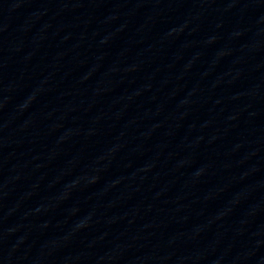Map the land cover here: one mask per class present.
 <instances>
[{
	"label": "water",
	"instance_id": "1",
	"mask_svg": "<svg viewBox=\"0 0 264 264\" xmlns=\"http://www.w3.org/2000/svg\"><path fill=\"white\" fill-rule=\"evenodd\" d=\"M0 264H264V0H0Z\"/></svg>",
	"mask_w": 264,
	"mask_h": 264
}]
</instances>
